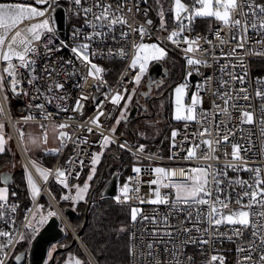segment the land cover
<instances>
[{
	"label": "snow or ice",
	"instance_id": "obj_1",
	"mask_svg": "<svg viewBox=\"0 0 264 264\" xmlns=\"http://www.w3.org/2000/svg\"><path fill=\"white\" fill-rule=\"evenodd\" d=\"M65 2L69 5L67 11L70 16L82 21L79 27L73 26L70 34L71 44L58 35L55 13L64 10L61 0H33V3L0 0V91L5 93V100L8 99L9 91L16 96L31 93L33 100H43L44 103L29 105L30 109L39 111L45 120L51 119L52 113L46 110L45 105L54 104L57 112L69 111L66 81L71 76H79L83 81L91 77L97 82L94 85L97 92L101 87L107 86V81L103 80L101 75L104 69L93 62L97 56L105 55V52L103 49L96 50L93 47L94 43L103 44L109 38L115 43L118 39L126 41L133 34L138 36L139 42L131 44L133 56L128 69L117 82L118 90L113 92L109 87L108 91L103 93L104 100L95 105V114L84 124L59 123L54 126L59 129L56 139L61 146H66L71 141L74 149L80 145L90 146L96 143L100 147L99 152L91 153L81 149L80 153H75L65 162L67 167L55 170V181L69 193L61 195L60 199L81 202L85 201L90 191V182L94 179L97 166L101 163L106 150L111 145L117 144L115 137L117 127L127 121L129 105L138 94V88L148 73L150 62L163 60L167 52L159 43L144 42V38L151 35L145 27L153 24L151 19H146L145 24L134 28L128 24L125 14H133V8L129 6L132 0H114L113 3L107 0H65ZM167 2L168 0H164V3ZM141 3L148 5L149 0H135L136 15L141 12ZM154 3L160 20L158 30L167 31L165 16L170 13L178 30L171 31L167 40L177 47L181 44L186 45L183 48L185 53L183 81L171 89V118L177 122H185V130L188 124L193 122L203 125L199 133H186L183 137L181 143L187 142L191 145L184 149L186 154L183 159L218 162L221 145L230 144L231 152L229 153L225 148L223 156L225 160L236 163L225 165L217 163L215 166L205 163L179 170L159 166L152 168L150 172L153 178L147 181V185L153 198L149 200L139 196L143 170L134 164L132 166L134 175L126 178L119 189V194L114 195L112 199L117 204H128L136 199L140 204L154 207L152 215H144L140 207H130L129 224L126 226L122 224L118 229L122 233L129 232L130 228L134 229L129 233V259L135 260L136 264H197L195 255L187 251L189 247L205 255L203 246L226 239L229 243L236 244V264H264V77L255 79L257 87L253 95L246 60V57L251 56L264 57V0H187V2L171 0L167 9L161 0H154ZM151 8L152 6L149 5L144 9L145 18ZM197 18L210 19L217 23L218 27L209 31L220 41L219 45L212 46L219 49V56L199 43L203 39L205 43L211 45V40L206 36L185 35L193 31V24ZM21 24L25 26L21 28ZM116 25L121 28L118 36L114 29ZM125 27L127 31L123 30ZM224 27L229 29L226 34L227 39L222 36ZM85 28L91 31L85 33ZM249 33H252L251 37ZM230 42L233 46L228 51H224V47ZM64 49H68L73 58L65 60L55 55ZM194 52H203L211 56L220 75L204 77L203 80L196 82V90L192 91L189 99L190 78L194 75H203L199 66L212 67V63L207 59L189 55ZM106 54L117 55L124 59L128 56L124 48H120L115 53L112 48H108ZM220 60L226 62L220 64ZM76 61H79V68L76 67ZM69 67L72 68L71 72L68 70ZM129 72L134 74L130 80H126L125 77ZM224 75L228 78L224 79ZM210 82L218 85L212 93L213 96L224 102V106L221 107L213 101L214 111L203 108L204 97L201 95ZM24 84L29 88L25 89ZM128 84L134 86L129 89ZM74 87L81 89L83 85L77 83ZM151 87L150 83L149 90L139 94L149 98ZM221 89L224 91L222 92ZM88 99H90L88 95L81 93L76 98L71 111L82 116L84 109L82 101ZM254 100L260 101L258 107L253 105ZM106 102L119 109V116L113 117L111 112H105ZM159 108L161 110L165 108L163 99ZM145 111H147L146 106ZM3 112V106H0V116ZM234 112L239 113L238 117L233 118ZM224 115L229 117L233 124L232 128H228L227 125L221 128L223 122L217 117ZM105 116L107 119H114V124L108 129L109 135L104 134L101 121ZM74 118L69 117V119ZM21 120L27 124L35 120V116L29 114L22 116ZM245 125L251 126L247 129V135H245ZM39 126L44 129L42 137L31 141L37 146L48 142L46 130L48 126L46 124ZM17 127L21 139H24L25 133L19 122ZM213 127H215V140L211 138L201 140L200 137L213 136ZM4 128L5 125L0 123V154L6 151ZM69 128H77L87 134L95 133L99 136V140L90 141L87 136L82 135L73 138L65 131ZM237 132L240 133L239 140L236 139ZM139 135L143 137L145 134L139 133ZM178 135L177 130H172L170 145L172 149L178 147L176 141ZM117 147L128 151L137 160L146 151L144 144L129 145L127 140L117 144ZM133 147H135L134 152ZM51 151L59 152L60 148ZM201 151L203 155L200 154ZM241 152L245 155L242 156ZM249 153L251 157L248 156ZM82 154L90 156L89 175L82 185H70L69 177L73 172L69 169L73 165L80 168L85 166V161L81 158ZM148 158L158 157L156 154H149ZM175 158V153L169 157L170 160ZM256 160H260L261 163L257 164ZM240 161L244 162L238 163ZM35 163L33 161L34 166ZM36 170L45 182L49 180L50 171L40 168ZM25 171H27L26 166ZM228 171L247 173L248 179L239 175L231 178L228 176ZM79 174L76 172L75 176L78 178ZM113 175L118 178L119 174L113 173ZM2 179L7 181L8 177L4 176ZM27 183L31 186L32 198L41 195V190L30 173L27 175ZM134 183L137 184L136 187L131 186ZM161 189L169 191L162 192ZM15 195L16 193L13 192L12 196ZM8 200V188L0 187V221L15 223L10 218L17 213L19 205L15 203L9 205ZM161 206H164L166 211L161 212ZM43 208L44 205L34 204L33 207L24 210V219L27 223L23 224L22 230L19 224L11 230L0 229V264H9V249L21 243H30L39 234L41 228L48 224L50 218L57 216V213L51 210L44 215ZM28 213H31V218ZM38 215L39 219H37ZM221 228H226L227 231H221ZM208 233L212 234L211 240L204 239ZM136 240H139V245L134 243ZM25 255V253H13L11 259L19 262ZM48 255L49 259L53 258L51 252ZM74 264H84V262L76 259ZM200 264H225V257L221 254H213L210 259H204Z\"/></svg>",
	"mask_w": 264,
	"mask_h": 264
},
{
	"label": "built area",
	"instance_id": "obj_2",
	"mask_svg": "<svg viewBox=\"0 0 264 264\" xmlns=\"http://www.w3.org/2000/svg\"><path fill=\"white\" fill-rule=\"evenodd\" d=\"M9 2L33 3V0H9ZM107 2L113 3L114 0H107ZM185 2H187V0H185ZM61 3L65 9V14H66V25H65V29H64L65 30V36L62 37L59 34V31H58V35L61 39H64L66 42L71 44L70 34L73 31V26L75 25V26L79 27L80 24L82 23V21L70 16V14L67 11L69 5L65 2V0H61ZM149 5H151L152 8H151V10H149L147 18H145V16L143 15V11L145 8L149 7ZM129 6H131L133 8V14H127L126 13L125 18L127 19L128 24L131 25L133 28L136 27L137 25L145 24L146 19H151L153 21V24L151 26L145 25V27L148 28V31L151 33V35L146 36L144 38V42L145 43H159L160 46L169 48L172 52L176 53L182 59L183 66L181 68V72H180V75H179V78H178V81L176 82V84L181 83L183 81L184 69H185V53L183 52V48L186 47V45L181 44L180 47H177L176 45L172 44L171 41L167 40V36L169 35V33L171 31L178 30L176 28V25L172 21V15L170 13H167L165 16V19L167 21V31H160V30H158L160 28V20L157 16V12L155 10V3H153L151 0H149L148 5L141 3L140 4L141 12L139 15L135 14V8H136L135 0H132V2L129 4ZM198 20H199V18H197L193 24V31L191 33H185V35L206 36L208 40H211L212 44L209 45V44L205 43V40H203V39L200 40L199 43L204 48L210 49V51H212L216 56H219L220 55L219 49L213 48L212 46L213 45H219L220 41L218 39H216V37L212 34V32L209 31V29L215 30L218 27L217 23L213 20L209 24V28L198 29V25H199L197 23ZM28 23H30V22H28ZM202 24L203 23H201L200 25H202ZM24 26H25L24 24L20 25L21 28H23ZM114 29H115L116 34L118 36L119 32L121 31L120 26L116 25V26H114ZM123 30L127 31L128 29L125 27ZM84 31H85V33H88L91 31V29L85 28ZM228 32H229V29L227 27L222 28V36H224L225 39L228 38L226 35ZM249 35L251 37L252 33H249ZM157 38H159V40H157ZM81 42H84V41H81ZM135 42H139L138 36L136 34L131 35L126 41L118 39L117 42L114 43L109 38L103 44L94 43L93 47L96 50L103 49L105 52V55L97 56L93 60V62L104 69V72L101 75H102L103 80L107 81V86L101 87L100 91L97 92L96 87H94V85H96L97 82L95 80H93L91 77H89L86 81H83L80 79L79 76H76V75L71 76L70 79H68L66 81V88H67V91L69 93V99L67 101V106L69 108V111L57 112L56 106L54 104L45 105L46 110L48 112L52 113L51 119L45 120L39 111H37L35 109H30L29 105L44 103L43 100H33L31 93L29 95L16 96L9 91L8 99L5 100V93L3 91H0V106H3V109H4L3 115L0 116V122H6L7 123L8 128L11 132V136H12V139L14 141V144L17 145V140H18L20 142V144L22 145L21 137H20L18 127H17V122H19L20 126L23 127V131L25 132V128L23 126L25 123L21 120L22 116L32 114L33 116H35V120L29 121L28 123H35L38 126L41 124L58 125L59 123H68L70 125L84 124V122L89 117H92L95 114V105L104 100L103 93L108 91L109 87L113 90V92L118 90V83L117 82L120 79L121 75L128 69V65L130 64L132 56H133V49L131 48V44H133ZM57 43H58V41H57ZM250 43H251V41H250ZM232 46L233 45L230 42L228 45H226L224 47V51H228V49ZM108 48H112L114 53L117 52L120 48H124L125 51L128 53V56L126 59H124V58H121L117 55H107L106 53H107ZM55 55L59 56V57H63L65 60L73 58L68 49H64L63 51L56 53ZM189 55L196 57V58L207 59L209 61V63H212V67H210V68L205 67V66H199L200 72L203 75L202 76L196 75V80L194 82H192V80L190 78L189 87L193 85L192 91L196 90V88H195L196 82L203 80L204 77H208V76L219 77L220 73L218 71L217 65L212 61L211 56L206 55L203 52H194V53H191ZM246 60L248 62V67H249V71H250L249 80L251 82V91H252V94L254 95L255 89L257 87V85L255 84V79L257 77H264V57L251 56V57H246ZM225 62L226 61H224V60H220V64H224ZM75 63H76V67L79 68V66H80L79 61H76ZM153 63L154 62H150L149 65H152ZM68 70L71 72L72 68L69 67ZM133 74H134V72H129L128 75L125 77V79L130 80L131 76ZM227 78H228L227 75H224V79H227ZM77 83L82 84L83 87L81 89L74 87V85H76ZM23 87L25 89L29 88V86L27 84H24ZM170 87H172V86H170ZM217 87H218L217 83L210 82L206 86V91L201 92V95L204 97L203 108L205 110L214 111L213 101H215V103L219 104L221 107L224 106L223 100L217 99L212 94L213 91ZM221 91L223 92L224 89H221ZM81 93L88 95L90 97V99H88L87 101H82V103L84 104L82 116L79 114H75L71 111V108L75 104L76 98L79 97L81 95ZM190 96H191V94H190ZM190 96H189V99H190ZM91 97H94V98H91ZM259 104H260L259 100L253 101L254 106L258 107ZM104 109H105L106 113L111 112L113 117H116V114L119 110V109L115 108L112 104L107 103V102L104 104ZM238 115H239V113L234 112L233 118L238 117ZM69 117H75V118L69 119ZM217 119H219L223 122L221 124V128H223L224 125H227L228 128L233 127V124L230 122L229 117L227 115L217 117ZM101 121H102L103 128H104V134L109 135L110 133H109L108 129H109V126L112 125L114 119H107V117L105 116V117L101 118ZM202 127H203L202 124L193 122V123L188 124L187 129L185 130V122H179L178 126L175 128V130H177L179 133V135L176 137V141L178 144V147L176 149H172L170 147V145H171V140H170V144H169V147L167 148L166 153L161 154V155H157L158 158L149 159L148 153H144L141 156V158L138 160V164L140 165L141 169L143 170L141 173L142 182H141L140 192H139L140 197H142L144 200H149V199L153 198L152 193L150 192V189L147 185V181H149L150 179L153 178V176L150 172V169H152V168L159 166V167H164V168H168V169L179 170L180 168H189V165H201V164H205V163H209V164H212L214 166L217 165V163L219 165H225L227 163H236V162H233L230 160H225V158L223 156V152H224L225 148H227L229 153L231 152V145L230 144L229 145H221L220 152L218 153V155H220V160L218 162L215 160H212V161H202V160L185 161L183 159L184 155L186 154L184 149L191 146L187 142L181 143V141L183 140V137L185 136L186 133L187 134L194 133V132L199 133L201 131ZM244 128L246 129L245 135H247V129L251 128V126L245 125ZM39 129H40V132L43 134L44 129H41L40 126H39ZM252 130L255 131V129H252ZM65 131L69 132V135L73 136V138H75L76 135H82V136H87L90 141H98L99 140V136L97 134H95V133L94 134H87V133L82 132L80 129H77V128H69V129H65ZM115 137L117 138V144L122 143L124 140H127V139L121 138V136H118L117 134H115ZM205 138H211V139L215 140V138H216L215 137V127H213V136L212 137H200L201 140L205 139ZM239 138H240V133L237 132L236 139L239 140ZM189 140H191V136H189ZM127 141L129 143V145H134V143H135V141L134 142H131L130 140H127ZM117 144H115V149L111 151L112 155L115 154V155H113V156H115V158H117V156H121V154H122L121 149L117 148ZM17 147H18V145H17ZM57 148H60V151L54 152V154H56V156H55V158H53V160H51V162H47V160H49L48 158L44 159V162L46 164L50 165L49 167H47L46 165L44 166V165H40L38 163H35L36 165L40 166L42 169L50 171L51 174H50L49 180L47 182L42 180V178L39 176V174L37 173V171L35 169V166L33 165V161L29 158L31 163H32V166H33V169H32L23 160V158L20 154L19 148L17 149L20 157L22 158L25 166L27 167V170L31 172L34 179L40 185L41 195L50 193L49 189H48V183L50 182V180H52L54 178L55 170L57 168L67 167L65 162L70 157H73L75 155V153H80L81 149H85L87 153H91L100 147L98 146V143H96V144H92L90 146L89 145H80L79 147H76L74 149L72 142L69 141L66 146H61L60 143L58 142ZM132 150L134 152L135 147H133ZM173 153L176 154V158L170 160L169 157L172 156ZM200 154L203 155V152L201 151ZM241 155L244 156L245 154L243 152H241ZM248 156L251 157V153H249ZM81 158L84 159L85 164L90 163V156L89 155L82 154ZM145 159L150 160L151 162L150 163H143V160H145ZM243 162L244 161H240L238 163L242 164ZM249 163L250 164L252 163L251 159L249 160ZM256 163L259 164V163H261V161L256 160ZM83 169L84 168H80L76 165H73V167L71 169H69L70 171L73 172V175L70 176L69 179L77 178L75 176L76 172H79L80 173L79 176H80ZM133 175H134V173L131 172L128 174L127 177L133 176ZM237 175H239L240 177H242L244 179H248L247 173H244V172L235 173L232 171H228V176L231 178H235ZM26 177H27V171H26ZM110 177H111V174L110 175L106 174L104 179L98 180L100 190L108 182ZM121 186L122 185L118 182L117 194H119V189ZM131 186L136 187L137 184L134 183ZM152 187L154 188L155 186H152ZM27 188H28V186H27ZM161 191L167 192L169 190L161 189ZM28 192H29V189H28ZM29 195H30V193H29ZM41 195H40V197H41ZM40 197H37V198L31 197L32 204L30 207H33L34 204H38ZM107 198H112V197H107ZM8 203H9V205H11L13 203L19 205L17 213L15 215L11 216V218H10V220L15 221V223H12V222L5 223L4 221H0V229L11 230V229H14L17 224H19L21 227V230H22L23 224L27 223V221L24 219V216H25L24 210L27 208H22L21 204L15 202L14 200L9 199ZM120 205H127L129 207H140V208H142L144 215H152L153 214V207L154 206L149 205V204H140L139 201L136 199L131 200L128 204H120ZM160 211L161 212L166 211L164 206L160 207ZM27 215L29 216V218H31V213H28ZM204 227H207V225H204ZM131 231H134V229L130 228L128 233H130ZM221 231H227V229L221 228ZM246 236H247V234H246ZM146 239L147 238L145 237V240ZM204 239L211 240L212 234L208 233L206 236H204ZM134 243L139 245V240L134 241ZM237 243H239V241H237ZM203 247H204L205 255H201L199 252H196L195 248L189 247L187 249L189 254L195 255L197 264H200V262L204 259H210L211 255H213V254L223 255L225 257V264H236V260H237L236 251H235L236 244L229 243L226 239H224L220 242L210 243V244L205 245ZM16 250H17V246L9 249V264H11L12 262L15 263L14 260L11 259V257H12L13 253H15V254L18 253ZM214 250H215V252H214ZM27 252H25V253L27 254ZM129 264H136V261L135 260L130 261V259H129Z\"/></svg>",
	"mask_w": 264,
	"mask_h": 264
},
{
	"label": "trees",
	"instance_id": "obj_3",
	"mask_svg": "<svg viewBox=\"0 0 264 264\" xmlns=\"http://www.w3.org/2000/svg\"><path fill=\"white\" fill-rule=\"evenodd\" d=\"M169 3H171V0H168L167 3H164V7L167 8L169 6ZM212 21L213 20L210 19L199 18V20L197 21V23L199 24L198 29L209 28V24ZM201 23L203 24L200 25ZM167 70L169 74L168 67ZM180 72L181 69H179V73L173 75V81H178ZM140 120L141 119H137L130 122V119H128L126 122H122V126L120 129L121 133L123 132V130H125L126 132H128L129 130L130 134L134 133V135L136 134L135 136H138L139 133L142 132L146 136H148V133H151L152 135L149 138H147L145 135L143 137L139 136L140 140H150L154 143V146H159L161 149H163L164 152H166L170 144L172 130H174L178 126L179 122L175 123L172 121V119H170L164 125L163 131L160 132L159 135H157L155 131L150 132L147 129H142L144 125H142L143 122H140ZM0 123H3L5 125L4 135L7 141V143L5 144L6 151L3 154H0V172L8 170L13 174V181L9 186V199L21 204L22 208H29L32 204V199L29 195L27 183L25 180V170L22 167H18L16 164V160H19V156L14 148V142L12 140L11 132L8 128L7 123ZM126 127L128 128V130ZM136 131L140 132L136 133ZM164 134L166 135L164 136ZM113 149H115V145H112L106 151L103 162L100 164V175L95 176L92 180V189L100 179L102 170L108 157L107 154L109 155ZM55 156L56 154L54 153H48L46 155L47 158H55ZM116 159L118 160V163L115 164L114 170L118 171L119 183L123 185L128 174L132 172V166L134 164L137 165L138 160L133 155H131V153L124 150H122L121 156H117ZM84 171L85 169H83L82 173ZM81 175L78 178L69 179V184H83L84 181L82 180ZM48 189L61 208H64L66 206H73L76 208L78 213L74 218L70 219V222L76 230H80L85 222V209L90 193L87 194L85 201H63L60 199V196L69 194L68 190L63 189V187L58 182H56L54 178L48 183ZM97 190L98 193L94 195L92 204L89 208L88 221L82 230L81 238L98 264H129V233H122L118 229L122 224L125 226L128 225L130 221V217L128 215L130 207L127 205H120L115 203L112 198L102 196L100 188H98ZM13 192L16 193L15 196H12ZM72 194H74V192ZM38 204L44 205V208L42 210V213L44 215H46L47 211L49 210L56 212L54 206L45 194L41 195ZM37 219H39V215L37 216ZM62 225L65 227L64 223H62ZM72 240L73 235L66 228V235L64 239L58 244L65 243V246H67L71 243ZM30 243L19 244L16 251L27 252L30 247ZM69 255L74 256L75 259H80L84 262V264H92L88 256L85 254L78 243H75L69 246L67 249L58 252L55 257V264H64L69 258ZM11 264L16 263L12 262ZM46 264H51V259H49Z\"/></svg>",
	"mask_w": 264,
	"mask_h": 264
},
{
	"label": "rangeland",
	"instance_id": "obj_4",
	"mask_svg": "<svg viewBox=\"0 0 264 264\" xmlns=\"http://www.w3.org/2000/svg\"><path fill=\"white\" fill-rule=\"evenodd\" d=\"M163 1L164 0H161V2L163 3ZM152 2L154 3V0H152ZM163 47V46H162ZM165 48V50H166V52H167V56L163 59V60H161L163 63H164V66H165V68H166V70H167V67H168V69H169V74H167L166 76L168 77L169 76V78H168V82L170 83L169 84V87L170 86H175L176 85V82L175 81H173V75L174 74H177V73H179V69H181V67H182V64H183V61H182V59L176 54V53H174V52H172L169 48H167V47H164ZM150 66L151 65H149V68H150ZM168 71V70H167ZM150 81H152L153 83H158L159 81H158V78L157 77H152L151 78V75H150V72H149V70H148V73L145 75V78L142 80V82H141V85L139 86V88H138V94L134 97V99H133V101H132V103L129 105V115H128V117L130 116V114L132 113V109L133 108H136L138 105H140V108H143V107H145V106H148L149 107V112L151 111V108H152V106L153 105H156V106H158L159 104H160V102H161V100L162 99H157V98H155V96L157 95V91L154 89V91H153V93L151 94V96L149 97V98H145L144 96H142V95H140L139 93H143L144 92V88L147 86V84L150 82ZM134 85H132V84H129V85H127V87L129 88V89H131L132 87H133ZM168 87V88H169ZM172 87H170V89H168V91L166 92V94L164 95V97H163V101H164V103H165V108H164V110H162V114H164V116H165V118H163L162 117V115H156V116H151V117H147V118H145V117H143L142 118V122L143 123H145V126L142 128V129H144V130H149L150 132H152V131H155V133L157 134V135H159L160 134V132H162L163 131V127H164V125L169 121V119H168V117H167V115H170V117H172V109H171V106H170V95H171V89H172ZM155 98V99H154ZM122 105H123V102H122ZM121 105V106H122ZM161 109L159 108V111H160ZM158 111V112H159ZM117 116H119V110H118V112H117V114H116V117ZM172 119V118H171ZM172 121L173 122H175V123H178L177 121H175V120H173L172 119ZM112 124H114V121H113V123ZM32 125H36V126H38L37 124H35V123H27V124H24L23 126H24V128H25V137H24V139H21L22 140V143H23V145H24V148H25V150H26V152H27V154H28V156L30 157V159L32 160V161H35L36 163H38V164H40V165H46L47 167H49L50 165L49 164H46L45 162H44V159H42L40 156H37L36 155V153L38 154V153H40V151H41V149H42V145L40 144L39 146H37V145H35V144H33V143H31V141L32 140H35V139H37V138H40V135L42 134L40 131L39 132H32L31 130H30V128H29V126H32ZM48 127H47V132L48 131H53V132H55L57 135H58V132H59V129L58 128H56V127H54L55 125L54 124H49V125H47ZM121 126H122V123L117 127V131H116V133L115 134H117L118 136H124V138L125 139H127V140H130L131 142H134L135 141V143H134V145H139V144H144L145 145V147H146V151H145V153H148V154H156V155H161V154H165L166 152H164L163 151V149H161L159 146H154V143L153 142H151L150 140H144V141H141L140 140V138H139V136L140 135H138V136H135L134 135V138H133V136H132V134H130V132H129V130H128V128H127V130H128V132H126L125 130H123V132L121 133V131H120V129H121ZM141 129V130H142ZM140 130V131H141ZM140 131H136V133H139ZM143 133V132H142ZM148 136H146L147 138H149L152 134L151 133H148L147 134ZM166 134H164V136H165ZM133 139H134V141H133ZM13 140V139H12ZM14 142V141H13ZM28 142H30L31 143V145H33V146H37V148L36 149H30L29 147H28ZM59 142V141H58ZM113 145H115V144H113ZM112 146V145H111ZM110 146V147H111ZM14 148H15V150H16V152H17V154H18V156H19V160H16V164H17V166L18 167H22L24 170H25V164H24V162H23V160H22V158L20 157V155H19V153H18V151H17V148H16V146H15V144H14ZM114 150V149H113ZM100 151V148H97L94 152H99ZM107 151V150H106ZM121 152H122V150H121ZM105 155H106V152H105ZM105 155L102 157V161H101V163L103 162V159H104V157H105ZM107 156H108V154H107ZM47 158V157H46ZM48 159L49 160H47V162H51V160H53V158H49L48 157ZM151 161L150 160H147V159H145V160H143V163H150ZM100 163V164H101ZM117 164L118 163V160L114 157V156H112V158H111V164ZM100 164L97 166V172H96V175L95 176H97V175H100V170H99V168H100ZM136 166H138V167H140V165L139 164H137ZM195 166H197V165H189V167H195ZM89 167H90V163L89 164H85V166L83 167L84 169H85V171L83 172V173H81L82 175H81V178H82V180L83 181H85L86 179H87V176L89 175ZM37 168H40V169H42L40 166H38V165H36L35 164V169H37ZM44 170V169H43ZM37 171V170H36ZM28 173H30L31 174V172L30 171H28L27 170V175H28ZM37 173L39 174V176L42 178V180H43V177L40 175V173L37 171ZM31 176H32V174H31ZM33 177V176H32ZM25 180H26V183H27V177H26V171H25ZM33 180H34V182L36 183V185L38 186V188H40V185L38 184V182L34 179V177H33ZM91 183H92V181L90 182V185H91ZM80 185H82V184H80ZM27 186H28V189H29V193H30V196H31V186L30 185H28V183H27ZM91 190H92V186L90 187V191H89V193L91 192ZM50 192V191H49ZM98 193V190L95 192V194H97ZM50 194H51V192H50ZM52 195V194H51ZM53 196V195H52ZM32 197V196H31ZM37 197H40V195L39 196H37ZM37 197H35V198H37ZM48 199H49V197H47ZM54 198V197H53ZM55 199V198H54ZM49 201L51 202V200L49 199ZM57 202V201H56ZM52 203V202H51ZM53 205V204H52ZM65 225V224H64ZM70 225V224H69ZM71 226H72V228H71ZM70 227V229L72 230L74 227H73V225H70L69 226ZM65 228H67L66 227V225H65ZM68 229V228H67ZM75 229V228H74ZM69 230V229H68ZM73 231V230H72ZM75 231H77L76 229H75ZM70 245V244H69ZM60 246H65V243L63 244V243H61V244H53L52 246H51V249H50V252L51 253H53L54 252V250L55 249H57L58 247H60ZM68 246V245H67ZM80 246V245H79ZM81 247V246H80ZM82 248V247H81ZM83 250V249H82ZM84 251V250H83ZM76 259L74 258V256H71V255H69V258L66 260V262L64 263V264H74V261H75ZM49 261V258H48V260H47V262ZM46 262V263H47ZM24 264H27V260L25 261V263Z\"/></svg>",
	"mask_w": 264,
	"mask_h": 264
},
{
	"label": "water",
	"instance_id": "obj_5",
	"mask_svg": "<svg viewBox=\"0 0 264 264\" xmlns=\"http://www.w3.org/2000/svg\"><path fill=\"white\" fill-rule=\"evenodd\" d=\"M63 9H64V7H63ZM55 16H56L59 34L62 37H64L65 36V30L64 29H65V25H66L65 9L62 11H57L55 13ZM149 72H150L151 78L152 77L166 76L168 74V71L166 70V68H164V63L162 61L154 62L150 66ZM191 80H192V82H194L196 80V75L191 77ZM192 88H193V85L190 86L189 96L192 92ZM132 110L133 111L130 114V116L128 117V119L135 115L137 107L133 108ZM143 117H144V115L139 116V118H143ZM131 121H132V119H130V122ZM130 122H129V125H130ZM129 125H128V127H129ZM132 136L134 138V133H132ZM121 138H124V136H121ZM133 141H134V139H133ZM15 146L17 147L16 144H15ZM17 149H18V147H17ZM111 155H112V153H110L108 155L107 160H106L105 165H104V168L102 170L101 176H100V179H104L106 174L107 175L111 174V177L108 180V182L100 190L101 195L104 197H113L114 195L117 194V191H118L119 175H118V178H117V176L113 175V173H118V171L114 170V167L110 164ZM113 155H115V154H113ZM4 176L8 177L7 181L2 179V177H4ZM12 181H13L12 172L5 170L1 173V182L4 185L10 186L12 184ZM98 188H100V187H99V183L97 182L96 185L93 187V189L90 192L88 202L86 205V209H85L84 225L82 226V228L80 230H77V236L79 237V239L75 236V234L73 233V231L70 229L69 225L67 224L65 218L61 214V212H62L65 215L66 219L70 222V219L74 218L78 213L76 208L73 206H66L64 208H61L60 205L56 202V200L53 198V196L51 194H45L51 200V202H52V204L56 210L57 216L54 218H50L48 224L45 225L43 228H41L39 234L36 235V238L31 241L27 254L25 252H18L17 253V254H20V253L26 254L22 258V260L19 262H16V261H14V262L16 264H23L27 260V264H46V262L49 258L48 254L50 252L51 246L53 244L60 243L66 235V228L62 225V223H64L66 225V227L69 229V231L72 233L73 240L71 241L70 245L60 246L54 250V252L52 253L53 258L51 259V264L56 263L55 257H56V254L58 252L67 249L69 246H71L75 243H78L82 247V249L84 250L85 254L88 256V258L92 264H98L81 238L82 230L88 221L89 208L92 204L95 192L97 191ZM59 209L61 210V212ZM70 224H71V222H70Z\"/></svg>",
	"mask_w": 264,
	"mask_h": 264
},
{
	"label": "flooded vegetation",
	"instance_id": "obj_6",
	"mask_svg": "<svg viewBox=\"0 0 264 264\" xmlns=\"http://www.w3.org/2000/svg\"><path fill=\"white\" fill-rule=\"evenodd\" d=\"M165 68V66H164ZM158 78V83H153L152 81H150L147 86L144 88V91H148L149 90V84L151 83L152 84V87H151V94L153 93L154 89L157 91V95L155 96V98H159V99H163L164 95L166 94V92L168 91V88L169 87V82H168V78L169 76H160V77H157ZM159 86V87H157ZM154 98V99H155ZM161 103V102H160ZM147 107V111H145V107L143 108H140V105L137 106V110H136V113L133 117L129 118V119H132V121H135L137 119H141L140 122L142 121V118H139L140 115H144L145 118L147 117H151V116H156L157 113H160V115L164 116V114H162V110L159 111V105L156 106V105H153L152 108H151V111L149 112V107ZM164 110V109H163ZM159 111V112H158ZM151 115V116H150ZM142 125L145 126V123H142ZM113 155H111V158H112ZM115 157V156H114ZM111 158H110V164H111ZM112 166H115V164H111Z\"/></svg>",
	"mask_w": 264,
	"mask_h": 264
},
{
	"label": "crops",
	"instance_id": "obj_7",
	"mask_svg": "<svg viewBox=\"0 0 264 264\" xmlns=\"http://www.w3.org/2000/svg\"><path fill=\"white\" fill-rule=\"evenodd\" d=\"M168 116H169L168 119L170 120L171 117H170V115H168ZM163 118H165V116H164ZM29 128H30V130H31L32 132H39V131H40L39 126H36V125L29 126ZM24 133H25V132H24ZM47 133H48V142H47V144H41V145H42V149H41L40 153H38V154L36 153V155H37V156H40L42 159H45V158H46V155H47L48 153H54V152L51 151V150H52V149H57V147H58V140L56 139L57 134H56L55 132H53V131H48ZM42 135H43V134L40 135V138L42 137ZM21 142H22V140H21ZM22 146H23V148H24L23 143H22ZM28 147H29L30 149H36V148H37V146H33V145H31L30 142H28ZM24 150H25V148H24ZM25 152H26V150H25ZM26 154H27V152H26ZM27 155H28V154H27ZM29 158H30V157H29ZM4 171H5V170H4ZM2 172H3V171L0 172V187H7L8 190H9V186H6V185H4V184L1 182V173H2Z\"/></svg>",
	"mask_w": 264,
	"mask_h": 264
},
{
	"label": "bare ground",
	"instance_id": "obj_8",
	"mask_svg": "<svg viewBox=\"0 0 264 264\" xmlns=\"http://www.w3.org/2000/svg\"><path fill=\"white\" fill-rule=\"evenodd\" d=\"M16 140H17V139H16ZM17 145H18V148H19V151H20V154H21L23 160L27 163V165H29V166L33 169L32 163H31V161H30L28 155L26 154V152L24 151V148L22 147V145L20 144V142H19L18 140H17ZM48 194H50V193H48ZM51 197H52V196H51ZM59 210H60V209H59ZM60 212H61V210H60ZM61 214L63 215V217L65 218L67 224L69 225L70 222L66 219L65 215H64L62 212H61ZM70 225H71V224H70ZM70 225H69V226H70ZM71 228H72V226H71ZM72 230H73V233L75 234V236L79 239V237L77 236V231H75L74 228H73Z\"/></svg>",
	"mask_w": 264,
	"mask_h": 264
}]
</instances>
